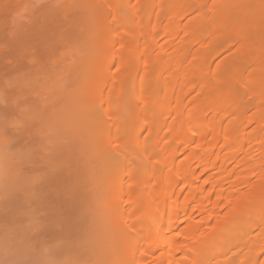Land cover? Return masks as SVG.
Masks as SVG:
<instances>
[{
    "label": "bare ground",
    "instance_id": "6f19581e",
    "mask_svg": "<svg viewBox=\"0 0 264 264\" xmlns=\"http://www.w3.org/2000/svg\"><path fill=\"white\" fill-rule=\"evenodd\" d=\"M7 1L10 0H0V15L10 12L16 2ZM176 1L177 4H170L168 0L158 3L156 0H75L72 6L65 4V11L62 8L59 13L45 12L44 17L39 13L37 17H30L31 23L28 20L27 24H18L19 21L15 24L12 20L15 26L11 23L10 27L6 21L8 13L5 19L1 15L3 20L0 19L10 29L9 34L2 32L0 36V87L8 89L3 88L12 100L5 102V95L0 91V141L7 153L0 159L3 161L0 164V251H8L9 256L24 251L25 258L17 264H37L38 253L44 249L45 253L53 251L54 254L53 246H58L57 251L59 248L54 244L57 236L65 238L80 230L79 234L85 235L82 225L96 204L98 209L99 205L103 206L108 219L103 218L105 224L100 222L96 227L87 221V229L99 228L97 233L109 234L115 239L119 235L116 243L123 248L122 258L111 251L115 241L108 252L99 253L94 251L97 246L94 240L92 243L96 244L90 243L95 249L88 248L90 253L78 248L82 252L64 255L59 264H236L238 254L234 255L237 259L233 255H228L229 258L226 245L211 253L203 251L221 229L235 237L260 229V247L250 250L256 253L264 247V103L261 102L264 99L261 85H264V0L254 3L243 0L246 22L256 23L254 27L260 28L262 35L258 41H253L248 32L243 35L237 32L234 23L237 17L232 14L236 5L231 6L227 0ZM156 5L160 10L157 14ZM208 15L219 19L210 18L212 22L208 23ZM165 16V25L154 26ZM184 16L187 20L182 23ZM102 30L109 31L105 41L98 39L103 44L97 41ZM226 34L232 38L233 43L229 42L233 46L228 45L232 57L224 60V56V62H218L214 70L211 60L217 51L220 53V40ZM78 35L86 38L82 43H90V46L85 44L87 51L82 50L85 56L81 59L85 64L81 75L88 94L81 105L69 108L65 114L58 104L54 112L50 104L54 101L41 105L38 111L33 106L30 113L32 116L37 113L43 119L53 110L51 114L66 125H74V121L84 118L81 133L67 135L68 127L64 126L62 134L60 130L49 132L59 137L56 139L54 135L55 141L47 134L51 131L48 121L42 125L38 119L35 120L40 123H18L20 119L10 122L12 116H6L14 115L19 108L26 110L25 107L31 106L26 103H40L44 93L39 95V91L33 90L36 77L56 72L55 68L68 55L73 56L67 52L72 47L78 46L80 52L84 49L85 46L79 47L83 46L79 40L76 43ZM207 42L211 49L202 51L201 45H209ZM194 45L201 46V50L193 52ZM244 54L249 55L250 61L246 67L249 64L254 70L235 65ZM190 56H194L192 62ZM114 64L118 68L110 72ZM233 64L241 68H237L239 71L234 68L237 74L228 72ZM226 69L228 77L235 78L226 79ZM63 71L67 70L60 69V73ZM220 83L227 86H219ZM88 84L96 85L92 89ZM242 92L255 96L256 106L252 104L257 109L253 114L240 99L244 97ZM69 95L76 97L72 91ZM142 100L144 105L140 106ZM111 103L116 106L113 108ZM27 113L30 116L29 110ZM131 118L136 120L129 127ZM147 125L150 130L143 148L140 136ZM132 128L136 131L132 132ZM98 130L104 136L102 144L96 141L100 140ZM39 140L43 145L37 148ZM82 177L85 178L82 180ZM88 183L100 187V193L89 191ZM109 204L116 206L117 216L109 215ZM120 222L124 226L121 236L117 228L121 227ZM146 225L151 228L144 233ZM158 233H164V251L163 258L155 262L149 247ZM202 235L204 239L197 240ZM143 239L147 247L142 245ZM69 245L60 246L67 250ZM208 255L214 257L207 258ZM248 255L246 264H252L255 257Z\"/></svg>",
    "mask_w": 264,
    "mask_h": 264
},
{
    "label": "rangeland",
    "instance_id": "374dc122",
    "mask_svg": "<svg viewBox=\"0 0 264 264\" xmlns=\"http://www.w3.org/2000/svg\"><path fill=\"white\" fill-rule=\"evenodd\" d=\"M11 1V0H10ZM10 1H7V2H10ZM15 1V0H14ZM75 0H16V2H14V4H13V6L11 7L12 8V10L10 11V12H7L8 13V16H7V19L8 20H6L7 22H8V27H10L11 26V23H12V25H14L15 26V24H17L16 23V21H19L18 22V24L20 23V22H22V23H28V20L30 19V17L31 18H34L35 16L34 15H36V17H37V14H41L42 13V16H43V13H53V12H56V11H58L59 9L62 11V8L65 6V4H66V6H67V4H70L71 6L72 5H74L73 4V2H74ZM157 1V3H158V1L159 0H156ZM170 1V2H169ZM213 2V0H209V3H212ZM227 1H229V4L231 5V6H234L235 7V5H236V8H235V10L233 11L232 10V14L234 15V16H236L237 17V20L234 22L235 23V26L236 27H238V30H237V32H240V34L241 35H243V34H245V33H250V36L251 37H253L252 38V40L253 41H258V39H260L261 38V31L258 29V25H256L257 26V28H255L254 27V25L256 24H254V25H250L249 23H247L246 21V19H245V17H244V13L242 12L243 11V4H244V2L245 1H247V2H249V3H254V1L255 2H259V0L258 1H256V0H245V1H243V0H227ZM232 1H233V3H232ZM168 2L170 3V4H177V1L176 0H168ZM10 3H13L12 1L10 2ZM9 3V4H10ZM160 3V2H159ZM6 5L9 7V5L6 3ZM5 5V6H6ZM12 5V4H11ZM126 5V4H125ZM4 6V7H5ZM68 7V6H67ZM66 7V8H67ZM65 8V7H64ZM63 8V10L65 11V10H67V9H64ZM69 8H70V6H69ZM75 8V7H74ZM5 9V8H4ZM8 9V8H7ZM72 9V8H71ZM186 9V8H185ZM156 11V14L157 13H159V5H156V9H155ZM7 11V10H6ZM69 11H70V9H69ZM68 11V12H69ZM4 12V11H3ZM72 12V11H71ZM88 12V11H87ZM243 14H242V13ZM5 13V12H4ZM7 13H5V15L4 16H6V14ZM57 13V12H56ZM55 13V14H56ZM58 13H59V11H58ZM93 14V13H92ZM241 14H242V16H241ZM2 15V17H4L3 16V13L1 14ZM1 15H0V18L3 20V18L1 17ZM53 15V14H52ZM87 15V14H86ZM88 15H90V14H88ZM165 15V14H164ZM41 16V17H42ZM46 16H47V14H46ZM49 16H51V14H49ZM44 17V16H43ZM90 17H91V15H90ZM90 17H88V18H90ZM92 17H93V15H92ZM187 17V16H186ZM215 16H211V15H208L206 18H207V21H208V23H209V21H211L212 20V18H214ZM88 18H87V20H88ZM187 18H189V17H187ZM210 18H211V20H210ZM216 18V17H215ZM0 19V36H2L4 33H7L8 31L7 30H9L8 29V27L6 28V24L5 23H7L5 20L4 21H2ZM4 19H5V17H4ZM37 19V18H36ZM93 19V18H92ZM167 19V17L165 16V17H162V18H160V20L158 21V22H156V25H155V23H154V26H161V25H165L166 24V20ZM184 19H185V16L183 17V19H182V23H184ZM219 19V18H218ZM217 18H216V20H218ZM12 20H14V22H15V24H13V21ZM32 20H34V19H32ZM90 20V19H89ZM185 20H187V19H185ZM189 20V19H188ZM215 19H213L212 21H214ZM10 21V22H9ZM30 21V23H31V20H29ZM86 21V20H85ZM211 21V22H212ZM3 22H5V23H3ZM34 21H32V23H33ZM87 22V21H86ZM137 22H138V20H137ZM186 22V21H185ZM241 22V23H240ZM1 23H2V25H1ZM22 23H20V24H22ZM26 23V24H27ZM161 23V24H160ZM26 24L23 26V27H26ZM160 24V25H159ZM244 24V25H243ZM249 24V25H248ZM257 24H259V23H257ZM4 25V26H3ZM10 25V26H9ZM14 26H12V27H14ZM96 26V25H95ZM247 26V27H246ZM3 27V28H2ZM5 27V28H4ZM20 27H22V26H20ZM22 27V28H23ZM99 27V26H98ZM235 27V28H236ZM249 27V28H248ZM254 27V28H253ZM252 28V29H251ZM5 29H6V31H5ZM25 29V28H24ZM96 30H98L97 28H95ZM95 29H93V31L95 30ZM249 29V30H248ZM255 29H258V30H256L255 31ZM2 30V31H1ZM252 30H254V32L252 31ZM3 32V34H1ZM245 32V33H244ZM253 32V33H252ZM102 33V35H101V37H97V41H99L98 39H100V40H102V41H105L106 39H107V37L109 36V31L108 30H102V32H100V34ZM252 33V34H251ZM259 33H260V35H259ZM8 34H9V32H8ZM7 34V35H8ZM239 33L237 34V35H240ZM254 34V35H253ZM4 36H6V34L4 35ZM78 36H79V38H78ZM78 36H76L77 37V39H76V37H75V40H76V43L77 44H79L78 43V41L77 40H79V42H81L80 44H83V46H79V47H84L85 46V44H87V45H89L90 46V43H88V42H84V43H82L83 42V40H85L86 41V38L84 37V36H82V37H84V38H82L80 35H78ZM100 36V35H99ZM74 37V36H73ZM72 37V38H73ZM81 37V38H80ZM230 37L231 36H228L227 34L226 35H224L222 38H221V42L222 43H220L221 44V50H220V53L218 54V52L219 51H217V55L215 54L214 55V57H213V59L214 60H211V65H212V69H214L219 63L220 64H222L224 61H222L223 60V58H224V56L226 57V58H224V60L225 59H229V58H231L230 57V55H229V52L231 53V50H229L230 49V47H228V45L230 46V42H232L231 41V39H230ZM237 37H239V36H237ZM91 38V37H90ZM90 38H88V39H90ZM80 39H82V40H80ZM1 40V39H0ZM71 41H74V39H71ZM90 41V40H89ZM165 41V40H164ZM230 41V42H229ZM91 42V41H90ZM72 43V42H71ZM74 43H75V41H74ZM99 43H101V44H103L102 42H100L99 41ZM208 43V42H207ZM233 43V42H232ZM1 44V43H0ZM164 44H165V42H164ZM209 45H207V46H203V45H201L200 47L202 48V51H205L206 49L209 51L211 48H208L209 46H211L210 45V43H208ZM74 45H76V44H74ZM87 45L84 47V49H81V52L79 51V49H78V46H75V48L77 47V49H75V48H73L72 47V49H70V51H67V49L65 50L64 49V51H67V52H69V53H71L73 56H67V58H65V60L66 61H64V58H63V63H61V65H58L59 63H57V67L55 68V69H58L56 72H49V73H47L48 75L46 76H44V73L42 74L43 76H38L39 78H41V79H39L38 80V77H36V79H35V81H34V83L32 84L33 86H34V84H35V86H37V89H35L36 87L34 86V91H39L37 94H41L42 92L44 93L43 95H41V96H43V97H38L39 99H40V103H41V101H44L43 103H38V101H36L35 102V104L36 103H38V104H36V105H34V103H26L25 105L26 106H28V105H31V106H29V107H25V105L23 106V105H21V106H23V107H25L26 108V110H22V111H25V112H22L21 110H17L15 113H14V115H12V114H9V116H6V117H11V118H9V119H11L10 120V122L12 121V120H15V121H17L18 119H20V120H22V121H18V123L19 122H32V121H35L36 123H40L39 121H41V124L40 125H42L43 123L45 124V122H47L48 123V126L50 127V129H51V131H49L48 129V133L47 134H50L49 132H53V131H57V130H60L61 131V134L63 133V129H64V126H67L68 128H67V130L68 131H66V132H68V133H66V132H64V133H66L67 135L68 134H71V135H74V134H72V133H81V130H82V127H83V125H85V123H84V118H80L79 120H77V121H74V125H73V123H71V124H69L68 123V125H70V126H68V125H66V124H62L61 122H62V120L61 119H58V117L56 116V118L54 117V113H53V110L51 111L53 114H51V112H50V114L48 113V117L46 116H44V118L42 119L41 117V119L39 118V114L37 115V113H36V115H37V118H35L34 116H36V115H34V116H32L31 115V113H32V111H31V107H33V108H35L34 110H36V107H37V110L36 111H38L40 108V106L42 105V106H44V105H46V103L47 102H49V101H54V103H50L51 104V106L53 105V107L55 108H51V109H54V112H55V110H56V104H58V108H59V110L60 111H62V113L63 114H65V112L69 109V108H72L73 106H78V105H81V102H82V100H83V98L88 94V92H89V90H84V87H85V83H84V80H83V76L81 75V73H82V69L83 68H85V67H83V65H85L84 63H82V56L84 55V54H82V50H84V52L85 51H87V50H85V48H87ZM97 45H99V44H97ZM204 45H206V44H204ZM232 45V44H231ZM72 46V45H71ZM71 46H69V47H71ZM88 46V47H89ZM233 46V45H232ZM236 45H234V47H235ZM238 46V45H237ZM236 46V47H237ZM68 46H67V48H69ZM118 47V46H117ZM199 47V45H194L193 47H192V51L193 52H195L196 50H201V48ZM200 48V49H199ZM218 48V49H219ZM227 50H226V49ZM206 50V51H207ZM201 51V52H202ZM205 51V52H206ZM223 51V52H222ZM227 53H226V52ZM229 51V52H228ZM83 52V53H84ZM192 52V53H193ZM68 53V54H69ZM86 53V52H85ZM227 54V55H226ZM85 56V55H84ZM223 56V57H222ZM244 56L245 57H243V56H240V57H238V59L236 60V62L237 63H235V65L236 64H238L241 68H244V69H246L247 71H248V67H250L249 66V64H248V67H246L247 65V63L249 62L250 63V61H249V55H245L244 54ZM221 57V58H220ZM191 58V59H190ZM190 60L189 61H193L194 60V56H190ZM243 58L245 59V60H243ZM133 60V59H132ZM188 61V64L189 63H191V62H189ZM214 61V62H213ZM248 61V62H247ZM219 62V63H218ZM234 65V64H233ZM235 65H234V67L233 66H231L233 69H228V72H231V71H233V72H237V71H239L238 69H241L240 67H238V65H237V67H235ZM65 66V67H64ZM137 66V65H136ZM215 66V67H214ZM245 66V67H244ZM118 67H117V65L116 64H114V65H112V67H111V69H110V72L112 71V72H114L116 69H117ZM237 69V71H234L235 69ZM60 69L61 70H67L66 72H64L63 71V73H60ZM211 69V70H212ZM250 69H251V67H250ZM141 70V69H140ZM214 70H216V69H214ZM214 70H212L211 71V73H214ZM252 70H254V68L253 69H251V71ZM77 71H78V73H77ZM222 71V70H221ZM221 71H220V73H221ZM62 72V71H61ZM227 72V69H226V71L224 70V74L226 75H224L223 73H221V74H223L222 75V77L223 76H225L226 77V79L228 78V79H230L231 77L232 78H235V77H233V76H231V77H228L229 76V73ZM234 73V74H235ZM231 74H233L232 72H231ZM237 74V73H236ZM235 74V75H236ZM141 75H142V70L140 71V73H139V79H138V84H140V77H141ZM211 76H213V74L211 75ZM238 75H236V77H237ZM94 77H97V74L94 76ZM224 77V78H225ZM97 79V78H96ZM7 80V79H6ZM36 80H38L39 81V83H37L38 81H36ZM93 80V79H92ZM91 80V82L92 83H96L97 82V80H95V81H92ZM32 81V80H31ZM32 81V82H33ZM27 82V81H26ZM30 82V81H29ZM90 82V83H91ZM4 83H6V82H4ZM3 83V84H4ZM31 83V82H30ZM26 84H28V82L26 83ZM128 84L130 85L131 83L130 82H128ZM127 84V85H128ZM29 85V84H28ZM31 85V84H30ZM32 85H31V87H32ZM91 84H88L87 86H90ZM95 85L96 84H93V85H91V88L92 89H94V87H95ZM128 85V86H129ZM219 86H223V87H225V86H227V84H222V83H220V84H218ZM262 85V88L264 89V85L263 84H261ZM3 86V85H2ZM130 87H132V86H130ZM129 87V88H130ZM259 87H261L260 86V84H259ZM3 88L5 89V90H8V89H6L4 86H3ZM3 88L2 87H0V91H1V93H3L2 95H5V102L6 101H8L9 102V100H10V102H11V98H10V96L8 97V96H6V93L5 92H7V91H4L3 90ZM88 88V87H87ZM128 88V89H129ZM90 89V88H89ZM132 88H130V90H131ZM262 89V90H263ZM129 90V91H130ZM261 90V91H262ZM3 91V92H2ZM41 91V92H40ZM70 91H72V92H74V94H76V97L74 96V97H70V95H69V92ZM93 91V90H92ZM264 91V90H263ZM260 92V91H259ZM36 93V92H35ZM243 93V92H242ZM264 93V92H263ZM85 94V95H84ZM244 94V93H243ZM261 94V93H260ZM39 95H37V96H39ZM45 95H47L48 97H45ZM252 95V94H251ZM251 95H245L244 94V97H240V99L241 100H244V104L246 105H248L246 108H247V110H249V111H247V114H248V112L250 113V114H253L255 111H256V107H254V106H256L255 104H254V102H256V98H255V96H251ZM65 96V97H64ZM243 96V95H242ZM258 96V95H257ZM263 96H264V94H263ZM262 97V96H261ZM9 98V99H8ZM46 98H48V99H46ZM264 98V97H263ZM7 99V100H6ZM47 100V101H46ZM255 100V101H254ZM259 100V99H258ZM1 101V100H0ZM58 101V102H57ZM121 101V100H120ZM120 101H119V103L118 104H120ZM124 101H125V99H124ZM251 101V102H250ZM113 102V101H112ZM260 102V101H259ZM261 102H263L264 103V99H262L261 100ZM122 103H123V100H122ZM254 104V106H253V104ZM1 104V103H0ZM3 104V103H2ZM49 104V103H48ZM55 104V105H54ZM112 104V103H111ZM112 105H114L113 106V108L116 106V104L114 103V104H112ZM144 105V101L142 100V101H140V106H143ZM20 106V107H21ZM36 106V107H35ZM41 106V107H42ZM47 106V105H46ZM50 105H48V107H49ZM249 106H250V108H249ZM252 107V108H251ZM27 108H28V110H29V113H30V111H31V113H30V116H29V114L27 113ZM30 108V109H29ZM33 108H32V110H33ZM256 108V109H255ZM34 110H33V112H34ZM59 110H57V111H59ZM21 113V114H20ZM23 113V114H22ZM56 113V112H55ZM16 114V115H15ZM45 115H47V114H45ZM14 116H16L15 118H14ZM22 116V117H21ZM42 116V115H41ZM5 117V116H4ZM4 117H2L3 119H5ZM24 117H26V118H24ZM32 117V118H31ZM34 117V118H33ZM133 117V116H132ZM12 118H14V119H12ZM21 118H23V119H21ZM135 118V117H134ZM132 119L131 118V123L128 125L129 127H130V125H132V126H134L133 125V123L135 122V120L136 119ZM2 119V120H3ZM35 119H38L39 121H37V120H35ZM0 120H1V117H0ZM88 120V119H87ZM87 120H86V118H85V121L87 122ZM47 123H46V125H47ZM63 125V126H62ZM61 127H63V128H61ZM134 128V127H133ZM131 129L132 130V132H133V130H134V132L136 131V129ZM128 129V128H127ZM130 129V128H129ZM149 130H150V127L147 125L146 127H144V129L142 130V132H141V139H142V147L144 146L143 145V141H145L146 139H147V134H149L148 132H149ZM45 131V132H46ZM59 131V132H60ZM129 132V131H128ZM57 133V132H56ZM53 134V136L51 135H49V138L51 137V140H53V139H55L56 137L55 136H57L56 134H54V133H52ZM55 135V136H54ZM61 136V135H60ZM97 136H100V140H99V138H98V140H96L97 141V143H99V144H102V142H101V139H103L104 138V136H103V134H100L99 133V130H98V132H97ZM96 136V137H97ZM53 137V138H52ZM103 137V138H102ZM48 138V139H49ZM59 137L57 136V138L56 139H58ZM1 139V138H0ZM56 139H55V141H56ZM145 139V140H144ZM41 140V139H40ZM40 140H39V142H38V144L35 146V147H37V148H40L43 144H42V141H41V143H40ZM50 140V139H49ZM1 142V141H0ZM48 142V141H47ZM40 143V144H39ZM2 142L0 143V159H2V157H4V156H6V154L7 153H5L6 151L5 150H2L3 149V147L1 148V146H2ZM3 146H4V144H3ZM134 147L136 146L135 144L133 145ZM132 146V147H133ZM133 147V148H134ZM139 147V146H138ZM141 146H140V148H142ZM137 148V147H136ZM144 148V147H143ZM142 148V149H143ZM134 150V149H133ZM4 151V153H2ZM137 151H140L139 149L137 150ZM134 153H135V151H133ZM140 152H138V154H139ZM136 155V154H135ZM4 159V158H3ZM0 164H2V162L3 161H1L0 160ZM128 173V172H127ZM153 173H154V171L153 170H151V172H150V174H152L153 175ZM127 175V174H126ZM151 175V177H152V179H153V176ZM127 176H129V175H127ZM74 178V177H73ZM72 178V179H73ZM75 178H77V176H75ZM74 178V180L76 181V179ZM85 177H82V180L84 179ZM87 178L88 177H86V180H87ZM129 177H127V179H128ZM79 179V178H78ZM253 179H254V176H253ZM88 180H90L91 182H92V180L89 178ZM129 180V179H128ZM255 181V180H254ZM93 184L91 183V184H89L88 183V190L90 191H93L95 194H96V192H97V195L100 193L99 191H101V188L100 187H95L94 185L92 186ZM94 187L96 188V189H94ZM91 188V189H90ZM99 188H100V190H99ZM111 204V203H110ZM108 205L111 209H110V211H108V213H109V215H112V217H114V216H117L118 214H117V211H116V206L115 205ZM97 204L95 205V207H94V205H93V210H94V212H93V210H91V212L90 213H92V215H88L89 216V219L87 218V221H88V223H91L92 224V227H93V224H94V226L96 227V225H98V224H100V222L103 224V222H104V224H105V220L106 219H108V218H106V212H105V210H104V208H103V206H101V205H99V207L101 208V210H99L97 207ZM97 208V209H96ZM108 208V207H107ZM106 208V209H107ZM109 209V208H108ZM98 212H97V211ZM104 210V211H103ZM109 215H107V217L109 216ZM140 217H143L142 215L140 216ZM139 217V218H140ZM98 218H99V220H98ZM103 218H106L105 220L103 219ZM117 219V218H116ZM142 219H145V217L144 218H141V220ZM139 220V219H138ZM87 221H85L84 222V226L82 225V227L83 228H85L84 229V231L83 232H85V235H80L79 234V232L81 231H76V234H75V232H72V234H70V236H71V238H69L70 236H68V237H65L64 238V236H62L63 238H61V236H57V237H55L56 238V240L57 241H55V239H54V241H55V245L56 244H58L59 245V248H62L63 249V247L62 246H60V245H67V243H71V247H70V245H69V248L67 247V250H66V248H64L63 249V251L61 250V249H59L58 248V251L60 250V252H58L57 250H56V248L58 247H56L55 248V246H53L54 247V249H55V252H54V254H55V257H53L52 258V256H54V254H53V251H48V252H46L45 253V249H44V251L43 250H41V251H39V253H38V255H39V259H38V261H37V264H53L52 262H51V259L54 261V262H57V264H59V261H61V263H62V261L63 260H60V259H64V257H68V255L67 254H69V256H74V255H76L77 253H80V251L82 250V249H86L87 250V253L89 252L90 253V250H88V248L90 249H93V245L94 244H96V242H97V246H96V249L94 250V251H100L99 253H104V251L106 250V252H108L109 251V248H110V245L113 243V244H115V245H111L112 247H113V249H111V251L113 250V251H116V254H115V256L116 257H119V255L121 256V255H123L122 254V252H121V250L123 251V248H122V246H118V245H121V244H117L116 243V240H117V237L119 236H117L116 237V239L113 237H111L109 234H102L103 236H100L101 234L100 233H97L98 232V229L96 228V229H91L92 227L90 226V229H87L88 228V225H86V222ZM113 221L115 222V220H114V218H113ZM117 221V220H116ZM94 222V223H93ZM107 222V221H106ZM112 222V221H111ZM110 222V223H111ZM118 222V221H117ZM87 223V224H88ZM98 223V224H97ZM102 224H101V226H102ZM107 224V223H106ZM114 225H117V224H115L114 223ZM122 224H121V222H120V226H121ZM87 226V227H86ZM99 227H100V225H99ZM115 227H117V226H115ZM82 228V229H83ZM118 228V234H120V236L122 235L121 233H122V231H123V228H124V226L122 227H117ZM117 228H116V231H117ZM150 228H151V225H146L145 226V229H144V233H146V231L148 232V231H150ZM120 229V230H119ZM89 230V231H88ZM95 230H97L96 232H95ZM260 230V229H259ZM258 229H255V230H252V231H250L251 233H249V235H245V236H242V237H239L238 235V237H235V236H233L232 234H227L226 235V233H225V231L226 230H220L221 232H219V234L217 233V236H215L214 237V235H213V238H210V240L211 241H209V244H208V247L207 246H204V247H206V249H204L203 251H206V253H209L210 251L212 252V251H218V249H223L224 248V246L226 245V249H225V251H227V253H226V255L228 256V255H230V257L233 255H235V254H238V262H236V264H240V263H242V264H246L247 263V259H249L250 257H249V253H250V255L252 256V254L254 253V252H252L251 250L253 249L252 247H254V248H256L255 246H257V248L258 247H260V244H261V231H259ZM103 231V230H102ZM101 231V232H102ZM82 232V231H81ZM228 233H229V230L227 231ZM74 233V234H73ZM78 233V234H77ZM99 236H98V235ZM224 234H225V236H224ZM75 235V236H74ZM232 235V236H231ZM73 236H74V238H73ZM108 237V238H107ZM144 237H146V234H144ZM203 237V238H202ZM204 237L205 236H201V237H198V239L197 240H201V239H204ZM201 238V239H200ZM61 239H63V241L61 240ZM115 239V240H114ZM80 240V242H78ZM94 240H96V242L95 243H92V242H94ZM144 240V239H143ZM163 240H164V233H158L157 234V239H156V241L151 245V247H149V248H151V251H153V260L155 261V262H158L160 259H162L163 258V255H162V251H164V247L162 246V243H163ZM65 241H68V242H66V244L64 243ZM73 241V242H72ZM77 241V242H76ZM83 241V242H82ZM145 241H146V239L144 240V241H142V245L144 246V247H147V245L145 244ZM57 242V243H56ZM76 242V243H75ZM93 244H91V243ZM119 242V241H118ZM198 242V241H197ZM200 242H202V241H200ZM62 243V244H61ZM203 243V242H202ZM78 244H80V245H78ZM82 244L85 246H82ZM205 244V243H204ZM220 244V245H219ZM75 245H77V246H75ZM91 247H90V246ZM219 245V246H218ZM89 246V247H88ZM233 246V247H232ZM111 247V248H112ZM222 247V248H221ZM231 249H230V248ZM242 247H243V249H242ZM81 249V250H79V249ZM218 248V249H217ZM248 248V249H247ZM252 248V249H251ZM68 249L70 250V251H68ZM75 249H76V251H75ZM228 249V250H227ZM235 249V250H234ZM243 251H242V250ZM251 249V250H250ZM65 250V251H64ZM71 250H73V251H71ZM79 250V251H78ZM84 250H82V251H84ZM85 250V251H86ZM251 251V252H249V251ZM258 250V249H257ZM260 250V249H259ZM62 251V252H61ZM81 251V252H82ZM103 251V252H102ZM209 251V252H208ZM220 251V250H219ZM229 251V252H228ZM233 251V252H232ZM234 251H237V252H235L234 253ZM238 251H240L239 253H238ZM6 252V253H5ZM13 252V251H12ZM58 252V253H57ZM73 252H75L74 254H73ZM210 252V253H211ZM246 252V253H245ZM16 253V255L17 256H14L13 254L14 253H12V255L11 256H9L8 254V251H0V264H17V262H19L20 260H23L22 259V257L23 258H25L24 257V251H21L20 253H19V251H17V252H15ZM18 253V254H17ZM23 255H22V254ZM45 253V254H44ZM51 253V257L49 258L48 257V255ZM70 253H72L71 255H70ZM91 253H92V250H91ZM121 253V254H120ZM234 253V254H233ZM243 253V255H245V256H243V255H239V254H242ZM258 253H260V254H258ZM258 254V257L256 258V256L255 255H257ZM21 255V256H20ZM47 255V256H46ZM65 255V256H64ZM67 255V256H66ZM118 255V256H117ZM8 256V257H7ZM20 256V257H19ZM63 258H62V257ZM248 256V258H246ZM214 256H207V258H213ZM229 257V256H228ZM229 257V258H230ZM235 257V259H237V255L236 256H234ZM234 257H232V258H234ZM253 258H254V260L256 259V261H254L253 260V258H251V261L253 260V263H257V264H262L263 263V259H264V247L262 246V248H261V250L260 251H258V252H256V253H254V255L252 256ZM120 258H122V256L120 257ZM241 258H242V260H241ZM49 259V260H48ZM246 259V260H245ZM242 261V262H241ZM249 262H250V260H248ZM90 262H91V260H90ZM64 263V262H63ZM92 263V262H91ZM252 263V262H251ZM252 263V264H253ZM56 264V263H55Z\"/></svg>",
    "mask_w": 264,
    "mask_h": 264
}]
</instances>
